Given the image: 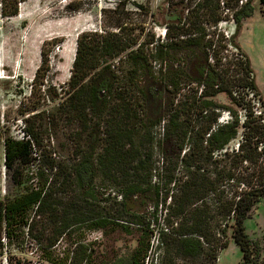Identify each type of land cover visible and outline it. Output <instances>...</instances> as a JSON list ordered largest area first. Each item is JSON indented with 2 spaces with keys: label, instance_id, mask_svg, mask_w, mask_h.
<instances>
[{
  "label": "trees",
  "instance_id": "1",
  "mask_svg": "<svg viewBox=\"0 0 264 264\" xmlns=\"http://www.w3.org/2000/svg\"><path fill=\"white\" fill-rule=\"evenodd\" d=\"M25 1L0 0V19L18 15ZM126 1H118L115 14ZM166 1L178 11L166 23V40L150 32L141 40L139 27L120 17L116 30L79 36L68 88L61 97L46 90L51 101L60 99L51 111L73 135L66 154L51 140L44 144L49 127L39 119L46 110L37 107L25 110L24 138H5L15 184L27 176L30 185L0 200V236L26 234L42 253H54L79 226L136 232L137 247L114 264H145L154 247L161 264H216L231 232L243 252L239 264H259V242L245 222L264 199V112L254 99L263 97L250 58L234 40L254 0ZM227 16L235 23L232 36L219 28ZM178 25L183 34L173 33ZM48 66L43 47L34 83ZM220 93L243 115L214 101ZM225 110L229 119L222 121ZM74 240L64 253L80 264L93 250ZM3 246L0 237V255Z\"/></svg>",
  "mask_w": 264,
  "mask_h": 264
},
{
  "label": "rangeland",
  "instance_id": "2",
  "mask_svg": "<svg viewBox=\"0 0 264 264\" xmlns=\"http://www.w3.org/2000/svg\"><path fill=\"white\" fill-rule=\"evenodd\" d=\"M253 4L252 16L244 19L234 40L250 58L264 103V16L259 0H254ZM19 7L18 15L0 19V200L20 195L30 185L27 176L23 184H15L12 172L5 165L4 147L7 136L15 139L24 137V119L29 115L26 109L37 107L39 111L46 110V114L39 119L49 127L44 135V144H49L51 140L56 150L63 154L72 143L69 125L62 122L59 113L51 111L60 99L51 101L46 90L51 87L53 93L56 89L61 97L68 88L79 36L83 33L102 34L103 29L116 30L114 23L120 17L139 27L135 35L141 40L150 32L155 35V40L163 41L166 23L178 15L176 8H170L166 0H127L118 9V14L114 13L118 1L112 0H27ZM104 10L107 12L104 13ZM182 13L185 15V12ZM180 27H174L173 33L183 34ZM219 28L227 36H232L236 29L234 21L228 16L220 22ZM43 47L48 54L49 70L38 83H34L42 64ZM213 99L221 105L233 107L240 115L244 113L225 93ZM254 99L256 110L264 112L263 103L256 97ZM227 119L228 112L225 110L222 121ZM163 126L162 123L154 129L156 139L162 137ZM23 171L25 175L31 173L35 171V165ZM245 226L249 237L259 242L258 261L264 264V199L253 208ZM137 235L136 232L127 234L121 231L104 234L101 230L86 231L79 226L75 228L73 238L61 240L54 253H42L26 234L9 241L3 232L0 236L4 245L0 264H71L74 253L64 251L72 250L77 236L93 250L80 264H114L132 254L137 247ZM152 240L156 246V236H152ZM79 255L83 257V253ZM161 257L159 249L151 248L145 264H161ZM242 258L243 252L229 232V244L218 254L216 264H239ZM204 261L208 264L207 259Z\"/></svg>",
  "mask_w": 264,
  "mask_h": 264
},
{
  "label": "built area",
  "instance_id": "3",
  "mask_svg": "<svg viewBox=\"0 0 264 264\" xmlns=\"http://www.w3.org/2000/svg\"><path fill=\"white\" fill-rule=\"evenodd\" d=\"M163 38H164L163 40H166V30L163 31ZM22 138H24V137H22Z\"/></svg>",
  "mask_w": 264,
  "mask_h": 264
},
{
  "label": "water",
  "instance_id": "4",
  "mask_svg": "<svg viewBox=\"0 0 264 264\" xmlns=\"http://www.w3.org/2000/svg\"><path fill=\"white\" fill-rule=\"evenodd\" d=\"M112 1H124V0H112Z\"/></svg>",
  "mask_w": 264,
  "mask_h": 264
}]
</instances>
